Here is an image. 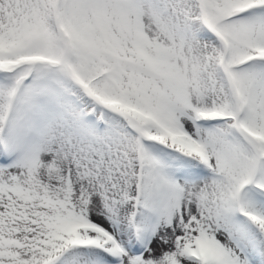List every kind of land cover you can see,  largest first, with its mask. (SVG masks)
Here are the masks:
<instances>
[{"label":"snow or ice","instance_id":"snow-or-ice-1","mask_svg":"<svg viewBox=\"0 0 264 264\" xmlns=\"http://www.w3.org/2000/svg\"><path fill=\"white\" fill-rule=\"evenodd\" d=\"M0 264H264V0H0Z\"/></svg>","mask_w":264,"mask_h":264}]
</instances>
